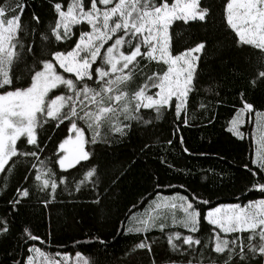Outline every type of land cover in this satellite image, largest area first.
Here are the masks:
<instances>
[{"label": "snow or ice", "instance_id": "obj_1", "mask_svg": "<svg viewBox=\"0 0 264 264\" xmlns=\"http://www.w3.org/2000/svg\"><path fill=\"white\" fill-rule=\"evenodd\" d=\"M45 6L51 13L48 21L37 11ZM177 21L189 27L199 25L205 32L177 40L185 46L174 51L172 28ZM217 24L236 48L255 55L258 67L250 83L264 84V0H220L218 8L217 0H14L0 5V173L10 161L8 172L29 158L34 170V175L29 173L32 184L17 188L9 202L13 211L31 197V189L43 194L44 207L56 199L59 184L71 194L68 176H74L72 170H85L84 178L75 184L77 192L86 181L93 190L99 187L101 173L94 148L88 145L109 144L106 138L98 139L105 125L120 138L129 136L134 124L147 130L166 114L177 125L174 133L180 124L187 126L188 98L196 89L207 37ZM145 61L160 65V70L147 74L133 88ZM245 114L255 115L257 133L255 158L250 162L255 170L249 164L243 166L254 178L247 191L264 194V111L245 100L227 130L243 139ZM50 124L53 129L64 124L67 135L51 154L44 155L46 141L52 137L42 139L39 130ZM50 165L58 166L59 181ZM119 175L122 172L110 182ZM153 203L155 209L168 210L171 223L162 212L146 213L133 217L134 225L127 232L147 234L157 229L164 234L170 255L163 264H264V198L216 206L204 216L198 205L210 201L196 195L164 197ZM202 221L211 226L206 229L207 238L197 235ZM177 226L186 234L165 233V228ZM8 234L9 222L0 218V238ZM30 241L44 243L24 229L20 243L27 245L28 255L13 264H36L37 258H43L40 264H66L69 259L61 253L50 257ZM155 243L145 235L135 249L147 250L151 257ZM81 261L90 264L77 252L76 264ZM152 264H156L154 257Z\"/></svg>", "mask_w": 264, "mask_h": 264}, {"label": "trees", "instance_id": "obj_2", "mask_svg": "<svg viewBox=\"0 0 264 264\" xmlns=\"http://www.w3.org/2000/svg\"><path fill=\"white\" fill-rule=\"evenodd\" d=\"M13 3L14 0H0V5ZM219 3L220 0H217V8ZM37 11L45 21L51 19V13L46 6L37 8ZM172 31L174 51L185 46L178 45L177 40L190 38V34L203 36L205 32L199 25L189 27L179 21L173 25ZM140 67L143 71L135 77L133 88L138 83H143L147 74L160 70L161 66L145 61ZM257 67L256 57L251 50L244 52L236 48L231 43V37L226 36L223 27L217 24L207 37L206 50L201 55V72L196 89L188 98V125L180 124L179 132L174 133L177 125L172 115L166 114L165 118L147 129H170V144L168 140L150 143L148 147H144L134 133V129L145 130L144 128L134 124L130 135L120 138L105 125L101 129V138L98 139L106 138L109 144L98 142L95 146L88 145L89 148H94L98 171H102L100 160L127 162L121 171L122 175L113 183L106 206L100 194L101 183L93 190L92 184L86 181L77 192L75 184L84 178L85 170L79 173L72 170L74 176H68L71 194L62 191L65 185L59 184L56 199L44 207L43 194L31 189V197L17 211H13V205L9 202L14 199L17 188H27L32 184L34 170L30 167L32 160L29 158L28 163L18 161L11 172H8L12 165L10 161L5 172L0 174V218L7 219L10 227V234L6 238H0V264H13L14 260H21L28 255L25 251L27 245L20 243L24 229H28L44 242L41 244L40 241H30L29 244L40 247L50 257L55 253L67 254L69 259L66 264H76L77 252L88 259L90 264H152V257L156 264H163L170 255L164 234L157 229L147 234L127 232L128 227L134 225L132 218L143 217L146 213L155 215L162 212L167 222L171 223L168 211L155 209L153 202L160 199V196L186 195L191 199L196 195L209 200V204L198 205L202 216L207 210L219 205H243L249 199L264 198V194L258 191H247L254 178L243 167L249 164L255 170V166L250 163L255 158L256 149L253 129H250L251 119L255 115L248 114V126L241 129L244 133L243 139H237L227 130L245 100L252 103L257 111H264V84L254 87L250 83ZM39 134L42 139L52 137L46 141L44 155L51 154L54 145L67 135L64 124L58 129H53L51 124L45 125L39 130ZM86 135L90 138L92 133L88 132ZM180 137L183 138V144L180 143ZM184 148L188 152H184ZM43 158L42 156L41 159ZM50 166L57 173L59 181L62 174L58 166ZM25 176H28L27 181ZM90 195L94 198L87 199L90 200L89 206H86L89 221L82 228L79 223L72 226L69 223L53 221L63 213L62 209L53 207L60 196L81 204L82 199ZM179 215L181 213L177 212V216ZM177 227L165 228V233L180 231L186 234L183 228ZM209 227L211 226L202 221L201 232L197 235L203 234L207 238L209 233L206 229ZM49 233L52 234L51 238ZM145 235L150 241H156L151 257L147 250L135 249V245ZM101 239L106 243L100 244L98 241Z\"/></svg>", "mask_w": 264, "mask_h": 264}, {"label": "rangeland", "instance_id": "obj_3", "mask_svg": "<svg viewBox=\"0 0 264 264\" xmlns=\"http://www.w3.org/2000/svg\"><path fill=\"white\" fill-rule=\"evenodd\" d=\"M65 75H67V74H65ZM153 91H155V90H153ZM249 118H248V114H245L242 117V119L244 120V123H243L241 129L248 126L247 124H248ZM251 120L252 121L250 122L251 123L250 129H253L252 133L254 135L253 137H255L254 138V141H255L256 135H257L256 129H255V116ZM230 126H231V124H230ZM134 133L136 134L138 141L140 142V144L142 146H145L146 144L148 145L150 143L168 141L172 135L170 129H152V130L134 129ZM100 162H101V167H102V171H101V188H102V190L100 191L101 192L100 194L104 198V200H105L104 205L106 206L107 201L110 198V194L112 192L111 190L113 189L112 188L113 183H111L110 181L112 180V178L115 175H117L118 173L123 171V169L127 165V162H123V161H118V162H111L110 161V162H108L106 160H102V161L100 160ZM172 196H177V195L160 196L159 198L162 199L164 197H172ZM93 198L94 197L91 195L89 197L83 198L82 203L80 204L77 201H71L65 197L60 196L57 200V203L54 204L53 207H56L59 210L62 209L63 213L60 214L59 217L55 218V220L53 219V221H55V223H57V222L69 223L72 226L76 225L75 223H79V225H81V228H82V226L87 224L89 221V219L87 218L86 206H89L88 204H90V200ZM87 199H90V200H87ZM161 211L164 212V211H168V210L167 209H161ZM50 227H49V230H50ZM176 228H178V227H176ZM49 237L50 238L52 237L51 233H49ZM42 259L43 258H41V259L37 258L36 264H40V261Z\"/></svg>", "mask_w": 264, "mask_h": 264}]
</instances>
